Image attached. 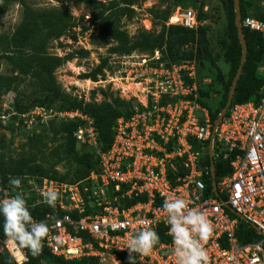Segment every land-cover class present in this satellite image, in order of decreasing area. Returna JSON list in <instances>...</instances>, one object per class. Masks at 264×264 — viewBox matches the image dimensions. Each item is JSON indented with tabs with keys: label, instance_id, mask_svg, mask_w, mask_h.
<instances>
[{
	"label": "built area",
	"instance_id": "1",
	"mask_svg": "<svg viewBox=\"0 0 264 264\" xmlns=\"http://www.w3.org/2000/svg\"><path fill=\"white\" fill-rule=\"evenodd\" d=\"M166 24L190 30L201 25L194 9L180 7ZM241 25L264 38V0L259 11L241 18ZM144 56L134 61L144 76L135 84L141 97L138 92L134 95L138 102L130 117L114 122L113 141L106 151L94 120L78 109L36 106L20 115L29 131L54 118L84 121L74 137L98 163L87 178L61 182L8 175L4 182L0 176V199L20 192L27 207L35 209L48 206L41 196L46 187L56 189L60 198L55 210L33 219L48 222L43 248L64 260L96 264L90 262L95 258L99 264H121L114 252L129 256L127 241L138 230L150 228L159 235V244L146 255L133 253V259L139 264H176L163 203L179 196L212 225L208 239L202 241L208 264H264V85L258 101L231 104L214 132L210 112L200 104V89L212 80L200 81L197 57L173 63L162 60L158 50ZM258 72L264 79V60ZM210 147L215 176L212 164L206 163ZM215 159L228 165L229 171L217 176ZM9 177L22 178L19 190L11 189ZM27 251L0 238V256L9 253L17 264H24Z\"/></svg>",
	"mask_w": 264,
	"mask_h": 264
},
{
	"label": "rangeland",
	"instance_id": "2",
	"mask_svg": "<svg viewBox=\"0 0 264 264\" xmlns=\"http://www.w3.org/2000/svg\"><path fill=\"white\" fill-rule=\"evenodd\" d=\"M105 1V0H103ZM22 2L37 11H52L66 8L73 16V27L66 35L51 41L46 52L66 58L64 64L56 70L55 77L60 90L72 95L79 103H112L117 111L125 113L128 103L135 106L138 102L134 96L138 92L135 84L143 82L140 67L135 62L140 61L146 53L135 52L132 55L120 56L110 53L112 43L101 37L98 27L93 22L89 6L69 0H17L0 15V36L11 35L23 19ZM261 0H244L243 11L249 15L250 9L259 11ZM192 8L201 22L200 31L206 33V45H200L199 71L201 79H211L209 93L203 98L206 107L209 106L215 116L222 111L223 101L228 95L229 85L234 68L228 59L230 41L226 30V14L223 0H140L132 20L123 19L121 27L130 37L139 32L152 34L161 33L167 26L166 22L178 8ZM86 52V54H85ZM145 57V56H144ZM107 60L105 75L98 76L95 82L90 78L92 73ZM220 67L224 81L216 80L217 71L211 65L212 61ZM135 61V62H134ZM137 70V71H136ZM140 73V74H139ZM14 66L5 58L0 59V161L14 162L22 158H31L32 163L26 170L34 178L66 177L69 181H77L88 175L93 161L90 151L77 142L74 152L78 156H62V150L72 151V141L65 134L53 135L39 125L35 132L40 133L38 149L32 151L29 134L20 126L17 104L29 106L39 95L35 92V80L25 78L24 81L12 80ZM6 79L5 81L3 80ZM141 87V86H139ZM260 90H263L261 87ZM138 95L140 96L139 92ZM141 97V96H140ZM46 107L59 108L64 102L45 100ZM123 104L122 106H119ZM3 117H11V123ZM14 117V119H13ZM8 118V119H9ZM4 121H6L4 123ZM51 123V121H50ZM60 123L55 120L54 124ZM46 127H48L46 125ZM35 129V128H34ZM44 264H48L45 263Z\"/></svg>",
	"mask_w": 264,
	"mask_h": 264
},
{
	"label": "trees",
	"instance_id": "3",
	"mask_svg": "<svg viewBox=\"0 0 264 264\" xmlns=\"http://www.w3.org/2000/svg\"><path fill=\"white\" fill-rule=\"evenodd\" d=\"M17 0H0V15L3 14L6 9ZM77 3H82L91 9L93 15V22L97 25L100 31L101 37L106 42L112 43L113 46L110 49V53L117 54L120 56H129L135 52L146 53L153 55L155 51L162 52V60L169 59L173 63H178L184 60L200 57V45H206L208 50L206 33L197 30H190L188 28L179 25H167L166 28L159 34H152L147 31L139 32L134 37H130L129 34L124 31L121 27L123 19L132 20L135 17L134 6L138 4L140 0H69ZM234 0H223L226 14V30L228 32V38L230 41L228 49V59L232 64L234 71L232 78L227 85V92H229L233 78L240 65L242 56V47L238 39V31L235 25V11H234ZM243 2L241 0V18L246 15L243 11ZM23 6V19L20 25L16 28L11 35L0 36V59L5 58L10 61L14 66L13 79L10 81L18 80L24 81L25 78H32L35 80V92L39 95L29 106L17 104L18 108V119L20 126L26 133L29 134V142L32 151L38 149V143L40 141V133H36L35 130L39 125L45 127V131H50L53 135L65 134L70 141H72V151L62 150L58 155L62 161V156L72 155L77 157L78 153L74 152L76 139L74 137L75 132L84 121L76 119L74 121H64L57 119H50L47 123H39L37 128L33 130H26L20 115L27 113L31 108L36 106L45 107L48 110L54 111H70L80 110L84 115L90 116L94 120L96 129L99 132V142L101 148L106 151L110 148L113 141V125L114 122L123 117L128 118L131 116L134 110V105L131 106L128 103L127 111L125 113L117 111L114 105L108 103H79L76 98L72 95L64 94L61 92L60 87L57 84L55 73L56 70L61 67L65 60L63 57L49 55L45 50L47 45L54 40L61 38L66 35L67 32L73 27L72 21L73 16L68 12L66 8L52 11H37L32 7L22 2ZM255 11L253 8L249 10ZM248 15V14H247ZM259 17V14H256ZM167 23V22H166ZM201 23V22H200ZM243 34L245 36L248 45L247 60L243 68V73L238 81V85L232 100V105L236 103H242L250 100L258 101L262 96L263 92L261 87L264 85V79L258 72L259 66L264 60V38L258 32L251 31L243 28ZM86 54V52H85ZM211 65L217 71L216 80L223 82V76L220 67L213 60ZM107 66V60L101 61V64L92 73L90 78L93 81H99L98 76L105 75V67ZM200 81L203 80L200 77ZM1 79V78H0ZM205 79V78H204ZM2 80V79H1ZM5 81L6 79L3 78ZM211 84L202 85L200 89V104L206 107L203 102L204 97L212 95L213 92L209 93ZM0 88H3V84L0 83ZM228 95L223 101L222 109L226 105ZM54 100L53 102H64L67 107L63 104L59 108L46 107L45 100ZM120 104L119 106H122ZM211 115V120L214 123L218 116H215L211 112L209 106L206 107ZM14 119V117H13ZM57 120L60 123L54 124ZM11 123V117L9 118ZM7 121V122H8ZM51 121V123H50ZM46 125L48 127H46ZM195 147L198 145L195 144ZM90 151V150H89ZM91 153V151H90ZM93 165L88 175L77 181H69L66 177H55V179L61 182H78L87 178L91 171L97 167V161L95 156L91 153ZM32 163L31 158H22L14 162H3L0 161V176L4 182H7L8 175H29L26 172L28 166ZM206 163L210 166L211 159L209 156L206 158ZM215 167L217 176L225 170L229 171L228 165L220 160L215 159ZM136 202H130L129 205ZM33 218L42 219L46 213L51 211L49 206H37L35 209L28 207ZM256 234V233H255ZM3 232V217L0 216V238H4ZM121 261V264H131L129 256L122 252H114ZM28 261L24 264H87V259L82 260H64L60 257L52 255L46 248H43L39 256H33L30 250L27 251ZM91 263L99 264L98 259H90ZM0 264H17L14 258L9 253H4L0 256ZM132 264H139L135 259L132 260Z\"/></svg>",
	"mask_w": 264,
	"mask_h": 264
},
{
	"label": "clouds",
	"instance_id": "4",
	"mask_svg": "<svg viewBox=\"0 0 264 264\" xmlns=\"http://www.w3.org/2000/svg\"><path fill=\"white\" fill-rule=\"evenodd\" d=\"M9 185L12 190H19L22 178L9 177ZM41 196L44 203L55 210L60 193L52 187H46ZM163 211L167 214V224L170 226L169 235L173 239L172 254L176 264H208L209 257L202 243L212 232L207 216L195 208H190L187 201L179 196L166 198ZM0 216L3 217V232L8 242H15L30 250L34 257L41 254L43 241L49 234V225L46 220L36 222L33 219L22 193L5 195L0 199ZM138 223L146 222L140 220ZM55 239L57 244L61 242L60 237ZM159 241L156 231L150 228L138 230L126 243L125 249L129 251L131 264L133 253L146 255Z\"/></svg>",
	"mask_w": 264,
	"mask_h": 264
},
{
	"label": "water",
	"instance_id": "5",
	"mask_svg": "<svg viewBox=\"0 0 264 264\" xmlns=\"http://www.w3.org/2000/svg\"><path fill=\"white\" fill-rule=\"evenodd\" d=\"M233 3H234V11H235V25H236V28L238 31V39H239L240 45L242 47V56H241L240 65L237 69L235 77L233 78V81H232V84H231V87H230V90L228 93L226 105L224 106V108L222 109L218 118L214 122V132L217 129L220 122L222 121V119L224 118V116L227 114V111L232 104V100H233V97H234V94H235V91H236V88L238 85V81H239V79L243 73V68H244V65L246 63L247 55H248V45H247L245 36L243 34V27L241 25V0H234ZM214 132H213V135H214ZM209 155H210V159H211L213 175L215 176L213 151H212L211 147H210ZM214 185H215V182H214Z\"/></svg>",
	"mask_w": 264,
	"mask_h": 264
}]
</instances>
